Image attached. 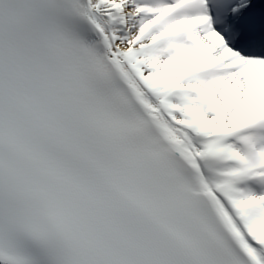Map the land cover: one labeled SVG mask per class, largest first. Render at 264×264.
Returning a JSON list of instances; mask_svg holds the SVG:
<instances>
[{
  "label": "snow or ice",
  "instance_id": "snow-or-ice-1",
  "mask_svg": "<svg viewBox=\"0 0 264 264\" xmlns=\"http://www.w3.org/2000/svg\"><path fill=\"white\" fill-rule=\"evenodd\" d=\"M0 264H264V0H0Z\"/></svg>",
  "mask_w": 264,
  "mask_h": 264
}]
</instances>
